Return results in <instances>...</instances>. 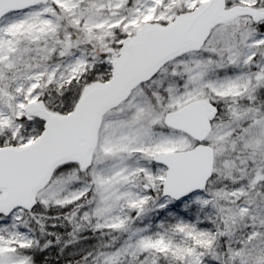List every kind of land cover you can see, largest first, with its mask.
Listing matches in <instances>:
<instances>
[{"label": "snow or ice", "instance_id": "1", "mask_svg": "<svg viewBox=\"0 0 264 264\" xmlns=\"http://www.w3.org/2000/svg\"><path fill=\"white\" fill-rule=\"evenodd\" d=\"M0 264H264V0H0Z\"/></svg>", "mask_w": 264, "mask_h": 264}]
</instances>
